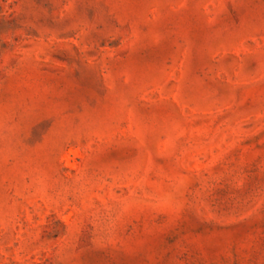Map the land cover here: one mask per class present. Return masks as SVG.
Returning a JSON list of instances; mask_svg holds the SVG:
<instances>
[{"label": "rangeland", "instance_id": "obj_1", "mask_svg": "<svg viewBox=\"0 0 264 264\" xmlns=\"http://www.w3.org/2000/svg\"><path fill=\"white\" fill-rule=\"evenodd\" d=\"M0 264H264V0H0Z\"/></svg>", "mask_w": 264, "mask_h": 264}]
</instances>
